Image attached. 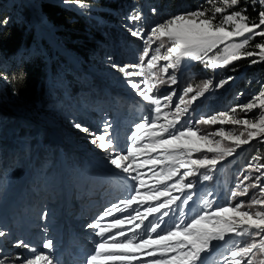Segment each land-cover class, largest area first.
Listing matches in <instances>:
<instances>
[{
    "label": "rangeland",
    "instance_id": "1",
    "mask_svg": "<svg viewBox=\"0 0 264 264\" xmlns=\"http://www.w3.org/2000/svg\"><path fill=\"white\" fill-rule=\"evenodd\" d=\"M14 1L6 0L8 3L6 6ZM19 1L27 5L31 11L37 9L33 6L32 0ZM156 1L160 2V0ZM200 1L202 2L193 8L181 7L173 11L165 10L159 20L148 17L153 16L154 13L152 10L155 7L150 4L154 3L153 0H125L120 4L122 9L119 8L117 13L111 12L114 22L108 23L101 16L91 14L90 22L96 31L107 26L112 38L102 43L95 55L89 56L87 61L79 60L71 51L66 50L54 35L53 29L49 28L41 18L42 16L38 14L34 17V26L41 29L51 49L49 51L46 47H42L38 52L45 57V62L48 63L46 70L48 71L47 100L43 103L29 104L13 94L7 95L4 92L3 73L11 62L0 53V77H2L0 78V229L7 233L6 237H0V257L8 258L6 264H20V261L16 259L17 255L21 258H31L34 254L23 246L16 247V241L23 240L35 248L37 253L50 254L49 250H42L44 240L50 239L53 244L55 242L49 236L51 233H48L49 238L44 237L47 231L53 229L55 233L66 225L68 232L74 230L77 236L85 234L89 231L88 225L93 221L96 222V217L100 216L105 205L114 202L119 204L120 200L133 194V186L137 182L128 178L127 173L112 166L106 159V153L90 143L91 137L75 129L72 122H80L97 134L102 131L103 125L107 122L111 125L108 131L112 138L116 140L121 150H126V147L131 144L128 137L134 131L135 124L141 122L147 114L146 110L149 107L147 102L143 101L142 97L125 83L123 74L113 68V64L127 65L139 62V56L145 44L143 39L133 37L130 29L143 28L147 34L152 26L164 22L176 13L196 10L203 5H207L203 6L205 8L211 7L207 0ZM63 5L74 8L81 14L86 13L85 8L77 9L76 5ZM257 6L260 10L261 6L258 4ZM95 9L96 7H92L89 11H95ZM134 10L141 13L142 19L130 22L126 17ZM8 11L9 16L4 22L14 16L19 18L11 6ZM87 33H90L89 29ZM156 46L154 44L152 47ZM161 51L163 52L164 49ZM252 59H258V57L242 58L226 67L216 69L205 67L202 61L185 59L177 69H169V74L177 77L176 84H171L168 76L160 73L157 68L155 71L165 80V83L159 84L158 89L153 90V94L162 99L163 95L175 92L173 102L178 103V97L183 95L186 87L191 86L194 89V92L185 97L189 99L200 90L204 80L211 79L213 87L192 102L188 113L182 117V124L187 121L194 125L202 117L228 112L233 107L237 108L234 115L238 118H253L261 111L260 109L245 113L240 111L239 106L250 102L254 96L264 90V73L257 68L263 62L251 63L247 66V69L254 70V75L246 74V72L237 75L231 70L241 61L251 62ZM165 63V61L159 62L161 66ZM221 81H226V83L222 87L217 86ZM59 87L62 89L57 93ZM162 103H167V101L162 100ZM198 127L201 134L216 131L220 127L237 132L240 130L239 126L220 124L199 125ZM195 155L200 156L202 153ZM256 155L264 157V143L259 140H253L248 145L241 146L233 156L221 161L215 172L208 173L212 176L211 180L203 181L199 176L191 177L195 187L190 192L192 200L188 205L183 206L185 222L199 214L204 199L212 202L214 210L229 202L248 203L253 195L258 194V188H250L246 196L233 199L230 195L236 190L235 186L243 179L244 174H249L253 178L260 175L257 172L246 173L245 171L250 162L264 163V159L259 162L252 161V157ZM141 171L147 172L148 169L143 168ZM200 172L204 173L206 170L201 169ZM261 172H264V169H261ZM148 175L150 176L151 173ZM148 183L151 184L152 181L149 180ZM245 183L250 184L252 181ZM260 183L264 184V181ZM97 193L100 195L98 196ZM172 195H180V193L173 191ZM183 198L182 196L181 199ZM92 200L97 201L92 211L94 212L93 218L85 223H72L71 220L75 217L89 215L87 204ZM47 201L54 203L55 206L48 205ZM179 203L177 201L176 204L171 205L172 211L163 217V222L157 230L161 234L172 228L175 223L180 222V210L177 208ZM147 206L145 204L144 208ZM133 207L140 206L134 205ZM144 208H140V211L143 212ZM163 211H168V209H163ZM129 214L134 215V212L131 209L123 213L115 212L114 216L105 218L104 222L108 224L114 218H123ZM149 221L160 222L158 214L150 216L144 224L148 225ZM42 224L45 225L43 228L46 232L33 233V238L25 239L26 230H35ZM131 227L132 225H126L124 230ZM137 231H142V229ZM62 233L63 236L66 235L65 231ZM129 235H132L130 231ZM53 236H56V233ZM226 239L229 242L247 241L246 237H226ZM73 241L79 247L82 245L85 248L89 247L91 252L92 247L97 243V240H90L91 242L88 243L86 239L81 242L76 237H73ZM213 243L221 246V251H226L230 247V243L224 244L220 241ZM55 250L57 249L53 247L51 254H54ZM64 254L65 250L61 255ZM202 255L208 256L209 253ZM157 258L160 257H144L145 260ZM134 264H140V262L136 261Z\"/></svg>",
    "mask_w": 264,
    "mask_h": 264
},
{
    "label": "snow or ice",
    "instance_id": "2",
    "mask_svg": "<svg viewBox=\"0 0 264 264\" xmlns=\"http://www.w3.org/2000/svg\"><path fill=\"white\" fill-rule=\"evenodd\" d=\"M64 2L75 4L79 8L87 7L84 0ZM207 3L211 5L210 8L202 6L196 10L176 13L164 22L152 26L147 34L143 28L130 29L131 35L143 39L145 44L139 62L113 64V68L123 74L125 83L149 107L147 114L141 122L135 124L134 131L128 137L131 144L126 150H121L112 138L108 131L111 125L107 122L99 134L80 122H72L75 129L91 137L90 143L106 153V159L112 166L137 182L130 197L112 205L96 222L88 225L89 228L97 229L95 235L100 239L94 252L85 257L84 264H134L136 261L140 264H264V184L260 183L264 181V172H261L264 163L250 162L246 173L257 172L260 175L253 178L244 174L243 179L236 184V190L230 193L235 199L248 195L250 188H258V194L253 195L248 203L229 202L213 210L212 202L204 199L199 214L188 222H185L183 211V206L192 200L190 192L195 184L191 177L211 180L212 176L208 173L215 172L217 165L226 157L233 156L241 146L248 145L253 140L264 143V90L250 102L239 106L240 111L245 113L260 109L255 117L238 118L234 115L237 108L233 107L228 112L202 117L194 125L187 121L182 124V117L188 113L189 106L198 96H203L213 87L211 79L204 80L200 90L189 99L185 97L194 92V89L186 87L183 95L178 97V103L173 102L175 92L163 95L162 99L153 94L159 84L165 83L155 70L159 68V72L167 75L171 84H176L177 77L169 74V69H177L185 59L202 61L205 67L211 69L226 67L242 58L258 57L251 60L253 64L264 62V0H207ZM249 3L261 6L256 20H252L247 14ZM229 9L236 10L229 12ZM126 18L135 22L140 21L142 15L134 10ZM257 37L261 39L256 40ZM154 44L157 45L155 48L152 47ZM249 46L254 50H246ZM160 61L166 63L161 66ZM224 83L226 81H221L217 86L222 87ZM162 100L167 103H162ZM217 124L239 126L240 130L237 132L220 127L216 131L201 134L198 127ZM197 153L202 155L196 156ZM262 159L264 157L260 155L252 157L255 162ZM143 168L148 171H141ZM201 169L206 172L201 173ZM149 180L152 181L151 184L148 183ZM246 181L252 183H245ZM173 191L180 195H172ZM177 201L180 202L177 204L180 222L161 234L157 230L163 217L172 211L171 205ZM145 204L148 205L146 208ZM134 205L140 207H133ZM140 208H144V211L141 212ZM253 208L256 210L253 211ZM113 209L121 213L131 209L134 215L114 218L107 225L101 223L105 217L114 216ZM163 209L168 211L162 212ZM153 214H158L160 222L149 221L145 225L144 221ZM126 225L132 227L124 230ZM116 229L120 230L115 231ZM140 229L142 231H137ZM129 231L132 235H129ZM6 235L0 229V237ZM226 237H246L247 241L229 242ZM214 241L230 243V247L221 251V246L215 245ZM15 245L35 253L31 258L17 255L16 259L20 264H55L50 254L37 253L35 248L23 240L16 241ZM42 246L51 253L53 241L46 240ZM204 253L209 255H202ZM144 257L160 258L145 260ZM7 260V257H0V264H6Z\"/></svg>",
    "mask_w": 264,
    "mask_h": 264
},
{
    "label": "trees",
    "instance_id": "3",
    "mask_svg": "<svg viewBox=\"0 0 264 264\" xmlns=\"http://www.w3.org/2000/svg\"><path fill=\"white\" fill-rule=\"evenodd\" d=\"M124 1L84 0L87 5L85 7L86 13L81 14L74 8L63 5H75L65 3L64 0H32L33 6L38 11L37 9L31 11L27 5L19 0H15L8 6H6L8 4L6 0H0V53L7 58L6 60L11 62L6 66V71L3 73L4 92L7 95L13 94L29 104L43 103L47 100L48 71L46 70L48 63L45 62V57L38 52L42 47H46L49 51L51 49L41 29L39 30L34 26L35 16L38 14L42 16L41 18L44 19L45 24L53 29L54 35L66 50L71 51L79 60L87 61L89 56L95 55L102 43L107 41L108 38H112L107 26L100 31H96L94 25L90 22L89 16L96 14L108 23L114 22L111 12H116L119 8L122 9L123 7L120 4ZM153 2L150 4L155 7L156 11L153 16L148 17L159 20L164 15L165 10L173 11L181 7L193 8L202 1L160 0L159 2L153 0ZM127 3L129 4V1ZM9 6L13 8L19 18L14 16L4 22L9 16ZM92 7H96L95 11H89ZM247 8L249 17L252 20H256L259 7L249 3ZM254 8L256 10H253ZM77 9L80 8L77 7ZM88 29L90 31L89 34L87 33ZM260 39L259 37L256 38V40ZM252 43H255V41ZM246 50L254 49L247 48ZM249 64H251L249 60L241 61L240 64L235 65L231 70L237 75L241 72L254 75V70L247 69ZM53 68L57 69L55 66ZM257 68L264 73V62L258 65ZM60 89L62 88L59 87L57 93L60 92Z\"/></svg>",
    "mask_w": 264,
    "mask_h": 264
},
{
    "label": "bare ground",
    "instance_id": "4",
    "mask_svg": "<svg viewBox=\"0 0 264 264\" xmlns=\"http://www.w3.org/2000/svg\"><path fill=\"white\" fill-rule=\"evenodd\" d=\"M97 195L99 196L100 193L99 194L97 193ZM95 196L96 195H94V197ZM47 202H48V205L55 206L54 203H52L50 201H47ZM114 204H118V202L117 203L114 202V203L109 204V205L108 204L107 205L104 204L105 207L102 209V213L106 209L111 208L112 205H114ZM88 212H89V215H86V217H84V216L82 217L81 216V217H78V218H76V217L73 218V220H71L72 223L75 222L76 224H80V223H85L86 221H88V219L89 220L92 219L94 212H92V211H88ZM113 212L114 213L116 212L115 209H113ZM101 214H100V216H101ZM98 217L99 216L96 217V220H97ZM108 217H110V216H108ZM105 218H107V217H105ZM105 218H104V220L101 223H104L105 225H107L104 222L105 221ZM94 222L95 221H93L91 223H94ZM44 226L45 225L42 224V225H40V227H38L35 230H30V231H28L29 229L26 230L25 231L26 234H24L25 235V239L26 238H33V233H39V232H43V231L46 232V230L43 228ZM88 229H89V231L87 233H85V234L84 233L83 234H79L77 236L76 233L74 232V230H71V231L68 232V229L66 228V225H63L60 230H58L57 232H55L56 233V236H53V235H55V233H53V231H52L53 229H50L49 231H47L46 232L47 235L44 234V237H48L49 238V236H50V237H52V239L55 240V242L53 244L55 248H57L59 250L61 249V247H64L65 248V252L66 253L64 255L60 256L57 259H55L53 257L55 263H59V264H79V262L77 260H72V257L74 256L76 258H83V257H86L87 256L86 252H84L83 250H81L79 248V245L75 241H73V237H76L77 240L78 241H81V242H83L84 239H86L88 241V243L91 242L90 240H97L98 241L100 238L95 235V232L97 231V229H93V228H88ZM63 231L66 232V235L65 236H63V233H62ZM48 233H51V235L48 236ZM44 242H45V240H44ZM7 243H9V242H7ZM39 243H40V241H39ZM95 246H96V244L92 247V252H94ZM42 250H45L43 248V246H42ZM89 254H91V253H89ZM33 255H35V253Z\"/></svg>",
    "mask_w": 264,
    "mask_h": 264
}]
</instances>
